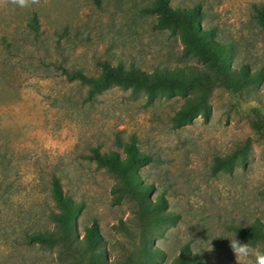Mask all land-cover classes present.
Here are the masks:
<instances>
[{"label":"rangeland","instance_id":"obj_1","mask_svg":"<svg viewBox=\"0 0 264 264\" xmlns=\"http://www.w3.org/2000/svg\"><path fill=\"white\" fill-rule=\"evenodd\" d=\"M150 3L0 0V264H71L73 256L59 246L27 239L54 229L53 176L82 204L78 239L95 222L106 264H133L141 230L137 206L127 199L112 204L113 175L86 158L94 148L123 154L119 142L133 141L151 157L138 174L153 187L150 200L162 197L176 216L151 241L163 254L155 264H172L184 244L201 264H237L226 237H234V226L264 224V30L255 18L264 0H169L174 8L200 6L202 27L231 47L230 67L245 65L262 76L239 93L214 86L207 120L197 116L173 128L181 95L148 100L142 91L113 85L87 101L86 87L61 74L63 67L95 76L99 62L146 71L201 67L183 53L178 33L153 28L155 17L143 12ZM33 16L37 32L28 26ZM246 140V168L212 173L215 156Z\"/></svg>","mask_w":264,"mask_h":264},{"label":"trees","instance_id":"obj_2","mask_svg":"<svg viewBox=\"0 0 264 264\" xmlns=\"http://www.w3.org/2000/svg\"><path fill=\"white\" fill-rule=\"evenodd\" d=\"M143 12L155 17L154 29H168L178 33L183 44V53L193 57L201 67L186 64L154 67L146 71L133 65L125 67L121 64L99 62V72L95 76L60 67L61 74L68 81H77L86 87L85 100H93L96 95L113 85L142 91L148 100L162 95H181L184 102L171 117L172 127L180 128L197 116L208 119L210 114L208 97L214 86L219 85L227 91L239 93L261 79L260 73L251 72L245 65L236 69L230 67L231 47L216 40L212 28L202 27L200 6L174 8L170 6L169 0H151ZM255 18L264 30V7L255 10ZM28 26L37 32L36 16L31 18ZM261 123L263 126L264 123ZM262 128L264 129V126ZM259 133V139L264 143V132ZM119 146L123 154L116 151L100 152L94 148L86 158L113 175L115 181L110 188L112 204L127 199L137 206L141 230L133 264H155L162 259L163 254L152 246L151 241L158 228L174 223L176 216L166 210V203L162 197L150 200L153 187L142 182L138 174V170L148 164L151 157L139 151L133 141L119 142ZM250 148L251 143L246 140L230 153L215 156L211 166L212 173L231 172L235 166L246 168ZM260 193L264 196V187ZM50 196L57 208L49 212L54 229L31 233L27 236L28 242L47 247L59 246L61 253L66 252L73 256L71 264H106L103 240L98 234L95 222L85 226L82 240L78 239L75 219L81 211L82 204L64 194L56 176L50 181ZM233 232L241 243L251 241L253 244L264 245V224L258 220L246 228L234 226ZM201 263L202 258L193 254L188 244L180 247L172 262V264Z\"/></svg>","mask_w":264,"mask_h":264},{"label":"clouds","instance_id":"obj_3","mask_svg":"<svg viewBox=\"0 0 264 264\" xmlns=\"http://www.w3.org/2000/svg\"><path fill=\"white\" fill-rule=\"evenodd\" d=\"M226 238H229L237 264H264V245L260 243L253 244L251 241L241 243L236 234L234 237L229 236Z\"/></svg>","mask_w":264,"mask_h":264}]
</instances>
